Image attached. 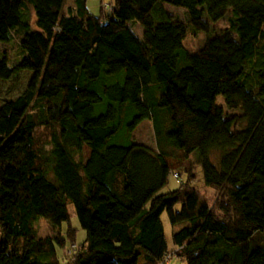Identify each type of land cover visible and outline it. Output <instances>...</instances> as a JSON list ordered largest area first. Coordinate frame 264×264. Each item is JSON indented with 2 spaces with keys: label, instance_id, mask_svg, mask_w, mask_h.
I'll list each match as a JSON object with an SVG mask.
<instances>
[{
  "label": "trees",
  "instance_id": "1",
  "mask_svg": "<svg viewBox=\"0 0 264 264\" xmlns=\"http://www.w3.org/2000/svg\"><path fill=\"white\" fill-rule=\"evenodd\" d=\"M109 2L93 13L85 0H0V39L11 29L23 50L10 64L0 55V77L32 71L0 103V264H264V0ZM188 30L204 33L192 51L182 45ZM216 94L240 113L225 115ZM142 118L154 147L108 141ZM165 143L176 156L197 150L198 182L184 168L162 189L173 154ZM67 199L84 236L75 243L67 224L59 257L63 237L34 236L31 223L68 220ZM162 210L180 224L170 247Z\"/></svg>",
  "mask_w": 264,
  "mask_h": 264
},
{
  "label": "rangeland",
  "instance_id": "2",
  "mask_svg": "<svg viewBox=\"0 0 264 264\" xmlns=\"http://www.w3.org/2000/svg\"><path fill=\"white\" fill-rule=\"evenodd\" d=\"M71 0H65L66 3H69ZM110 0H85V4L87 8L93 13H99L100 9L104 12H107L106 8L102 7V4H108ZM65 3V4H66ZM65 6V5H64ZM163 7L175 14H177L180 18L186 17L185 8L182 6H175L170 3H163ZM226 14L212 21V25L216 27L224 26L227 22ZM140 28V25L137 24ZM31 26L35 27L33 23V14L31 16ZM19 35V33H18ZM21 35V34H20ZM19 38V37H18ZM204 40V33L202 30H188L184 38L182 39V45L187 51H192L197 48ZM17 33L10 29V34L5 39H0V55L5 53L7 55L6 62L7 64L11 63V60L19 58L20 55L23 54V50L19 48L17 43ZM32 71L28 68H19L15 73L8 75L7 77H0V103L5 99L13 96L14 94L20 92L26 85L27 80L29 79ZM215 103L222 105V110L225 115H230L232 113H240V108L237 107H226L223 105L222 96L220 94L215 95ZM105 103L97 104L96 110L97 112L104 108ZM39 106V101H30V107ZM130 113L124 114L123 118L126 120L129 117ZM243 125V120H239L235 123V127H239ZM124 127L120 126L115 131V133L109 137L108 141L116 142V143H126L129 139L137 142L144 143L150 147H154L155 138L154 132L151 126V121L149 118H142L135 124V126L129 131H123ZM49 144H44V147H48ZM176 147V146H174ZM165 151L173 153L172 155L166 154L165 160L169 165V170L166 176V181L164 185H162V189L172 188L177 185L178 181L185 177L186 171L184 168L191 169L194 172V180L198 182L200 170L198 166V158H197V150L193 149L189 152L187 156H176L175 153L179 149L173 148L169 143H165L164 147ZM88 151V147L85 144H81V155L85 156ZM73 156L76 157V152L73 153ZM209 158L216 164L217 162V152L215 150H211L209 152ZM171 170H175L178 172V176L174 177L171 175ZM66 209L68 212V220H63L59 223V225L54 226L48 223L43 217L37 216L35 220L32 221L31 226L33 228L34 236H51L54 240H56L59 236H62L64 239L63 248L60 250L57 248V253L60 256H64V251L66 248H70V240L66 237L65 228L66 225L75 227L74 231V242L79 243L84 236V230L79 226L77 218L73 211V205L69 199L66 200ZM163 234L165 237L167 247L171 246L170 241V231L172 228L180 225L179 223H170L167 219L166 212L162 210L159 214ZM261 239L264 240V233L261 232ZM14 248L18 251L20 248V237H18L14 243ZM39 257H43L42 254ZM65 257V256H64ZM62 264H65L63 260ZM169 262L173 264H185L183 259H176L174 256L169 258Z\"/></svg>",
  "mask_w": 264,
  "mask_h": 264
},
{
  "label": "built area",
  "instance_id": "3",
  "mask_svg": "<svg viewBox=\"0 0 264 264\" xmlns=\"http://www.w3.org/2000/svg\"><path fill=\"white\" fill-rule=\"evenodd\" d=\"M102 7L106 8V9H110V8H112V4L110 2H108V4L103 3ZM173 174H175V172H173ZM165 258H167V255L163 254L162 259H165Z\"/></svg>",
  "mask_w": 264,
  "mask_h": 264
},
{
  "label": "crops",
  "instance_id": "4",
  "mask_svg": "<svg viewBox=\"0 0 264 264\" xmlns=\"http://www.w3.org/2000/svg\"><path fill=\"white\" fill-rule=\"evenodd\" d=\"M133 26H134L133 28H134L135 32H137L139 34L140 33V28L138 27V25L134 24ZM164 159H165V155H164Z\"/></svg>",
  "mask_w": 264,
  "mask_h": 264
}]
</instances>
